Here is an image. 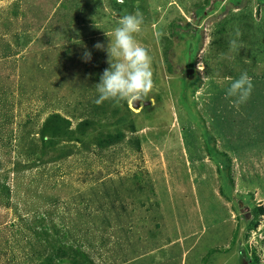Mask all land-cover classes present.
Instances as JSON below:
<instances>
[{"label": "rangeland", "instance_id": "1", "mask_svg": "<svg viewBox=\"0 0 264 264\" xmlns=\"http://www.w3.org/2000/svg\"><path fill=\"white\" fill-rule=\"evenodd\" d=\"M136 10L154 87L137 107L97 105L109 64L93 46ZM243 72L237 110L225 93ZM51 112L67 138L15 152ZM40 223L57 230L42 247ZM77 236L93 264H264V0H0V264H47L48 241Z\"/></svg>", "mask_w": 264, "mask_h": 264}, {"label": "clouds", "instance_id": "2", "mask_svg": "<svg viewBox=\"0 0 264 264\" xmlns=\"http://www.w3.org/2000/svg\"><path fill=\"white\" fill-rule=\"evenodd\" d=\"M143 23L144 17L139 10L125 14L117 20V26L112 30L114 40L110 41L106 49L100 42L94 44L96 50L107 52L109 64L94 86L98 93V98L95 100L97 105L109 100L116 105L121 101L134 104L143 101L153 89L152 58L148 49L136 40V34L142 31ZM241 35L237 27L234 38L229 40L230 52H238L242 48L239 42ZM91 59L92 53L85 49L81 56L82 62L89 63ZM198 69L203 72L204 65H198ZM229 80L231 83L226 89L225 99L230 100L231 106L238 110L251 95L252 78L247 72H243L238 78H229ZM205 81L206 76L203 77V83Z\"/></svg>", "mask_w": 264, "mask_h": 264}, {"label": "trees", "instance_id": "3", "mask_svg": "<svg viewBox=\"0 0 264 264\" xmlns=\"http://www.w3.org/2000/svg\"><path fill=\"white\" fill-rule=\"evenodd\" d=\"M124 103L126 101H123ZM5 121L4 123L10 124L11 121V115L8 113L5 115ZM90 119H84L81 123V125H85L89 123ZM9 121V122H8ZM70 126L69 119L62 117L58 112H51L49 115L45 117V119L42 121L40 128H39V138H40V144H29L25 148L21 147L19 144H13V150L19 153H23L27 156V159L29 161L33 159H40L42 158V152L44 151V147L46 142H50L51 144L57 141H60L62 138H67V134L64 133ZM6 130V129H5ZM11 130V129H10ZM32 129L24 131V135L19 134L21 139L26 141L34 134L32 133ZM7 133V132H6ZM4 132V134H6ZM12 136V131H10ZM17 137V136H16ZM15 138V137H12ZM125 139V133L122 132L116 133L115 135L107 134L106 136L102 137H96V139L93 141L94 144L98 145L99 147H108L112 144H117L118 141H123ZM9 140V137H8ZM11 140V139H10ZM9 142V141H7ZM41 142L43 143L41 145ZM138 142V141H137ZM11 144V143H9ZM8 144V145H9ZM139 144V142H138ZM138 146V145H137ZM17 155V153H15ZM24 155V156H25ZM25 156V157H26ZM7 188V193H8ZM40 231H37V234L34 232V237L36 238V241H30L40 247L44 246V238H49L50 236H55L57 233V230H53L55 227H50L49 225H46L45 223L41 225V223L37 226V228H40ZM250 226H256V223H253ZM18 230V229H17ZM39 230V229H38ZM39 237V240H38ZM59 241H58V240ZM52 240L53 242L56 241L54 244L52 241H48L50 244V252L49 256L47 258V264H93V261L90 260L91 256H93L97 249L95 248V244L88 245L87 241H83L80 237H72L70 240L66 239L67 241H61V238H57ZM65 240V239H64ZM32 245V246H33ZM2 253H6V251H1ZM92 253V254H90ZM89 254V255H88ZM64 257H68L69 261H66ZM16 262V261H14ZM19 263L22 264V261H19Z\"/></svg>", "mask_w": 264, "mask_h": 264}, {"label": "water", "instance_id": "4", "mask_svg": "<svg viewBox=\"0 0 264 264\" xmlns=\"http://www.w3.org/2000/svg\"><path fill=\"white\" fill-rule=\"evenodd\" d=\"M190 71L187 72V76L190 77ZM134 107H137L139 105V102H134Z\"/></svg>", "mask_w": 264, "mask_h": 264}]
</instances>
